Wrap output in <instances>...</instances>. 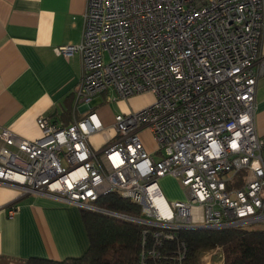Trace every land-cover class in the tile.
I'll list each match as a JSON object with an SVG mask.
<instances>
[{"label": "built area", "instance_id": "2783aa9c", "mask_svg": "<svg viewBox=\"0 0 264 264\" xmlns=\"http://www.w3.org/2000/svg\"><path fill=\"white\" fill-rule=\"evenodd\" d=\"M263 34L264 0H87L81 44L55 51L66 59L81 54L76 109L88 110L70 127L40 116L33 141L0 127V183L117 217L96 204L119 192L142 210L139 219L120 216L144 226L139 264H193L181 229L263 227L254 69ZM110 89L123 100H154L106 127L92 102ZM108 129L114 141L92 146V136ZM146 130L153 154L141 138ZM165 177L187 190L186 201H168ZM168 243L177 246L163 254ZM219 251L202 262L218 255L224 262Z\"/></svg>", "mask_w": 264, "mask_h": 264}, {"label": "crops", "instance_id": "0c3cea01", "mask_svg": "<svg viewBox=\"0 0 264 264\" xmlns=\"http://www.w3.org/2000/svg\"><path fill=\"white\" fill-rule=\"evenodd\" d=\"M86 11L87 0H0L2 129L33 141L41 136L40 116H48L65 127L83 119L88 109H76V92L84 74L83 58L77 53L66 59L55 50L81 44ZM254 69L258 74L256 127L264 138V34ZM114 93L117 94L110 89L102 97L106 104L124 101L125 113L142 109L148 104L145 98H150L146 94L112 100L109 96ZM105 105L96 112L103 124L111 127L120 113L110 115ZM95 139L96 135L92 136V145L99 149L102 144ZM146 145L153 150L148 142ZM166 178L161 179L160 186ZM12 208H18L13 217L9 214ZM89 244L79 207L0 183V264L31 257L56 261L78 258Z\"/></svg>", "mask_w": 264, "mask_h": 264}, {"label": "trees", "instance_id": "16d2710c", "mask_svg": "<svg viewBox=\"0 0 264 264\" xmlns=\"http://www.w3.org/2000/svg\"><path fill=\"white\" fill-rule=\"evenodd\" d=\"M243 174L237 177L241 180ZM96 206L120 216L142 218L141 207L119 192L102 196ZM89 238L82 257L61 261L31 257L22 264H139L141 235L144 226L120 216L81 209ZM155 230V229H153ZM180 239L189 247L188 261L201 264L203 256L220 249L224 264H264V226L220 229H181ZM177 245L168 243L163 254L173 253Z\"/></svg>", "mask_w": 264, "mask_h": 264}, {"label": "rangeland", "instance_id": "374dc122", "mask_svg": "<svg viewBox=\"0 0 264 264\" xmlns=\"http://www.w3.org/2000/svg\"><path fill=\"white\" fill-rule=\"evenodd\" d=\"M142 96H145V95H142ZM109 97L112 100L119 98L118 94H116V93L111 94ZM145 99H146V101H148L147 105H149L154 100V96L152 97V95H150V98H145ZM105 104H106V100L101 95V98H97L92 102L93 110L97 111L99 108H101V106H103ZM107 105L110 108L108 110L110 115L112 114V112L114 114H117V113L126 114L124 112V101H118V102L112 101L109 104H106L105 106H107ZM132 111H136V110H132ZM95 135H96L95 140L98 142V144H102V145H105L107 143H112V141H114V137H115L113 130H110V129H108L104 132L95 134ZM141 138H142L147 150H148L147 145H146L147 142H148L149 146L153 149L152 151L148 150V152L152 153V154L155 153L156 146H155V142H154L152 134L148 130L142 131L141 132ZM90 142H91V140H90ZM91 144H92V142H91ZM92 146H94V145H92ZM153 146H154V148H153ZM154 157L157 160L160 159V155H158V154H155ZM161 191H162L163 195L168 199L169 202H172L173 200L183 202V201H186L188 199L187 190L185 188H183L181 186V184L179 183V181L174 177H167L166 179H164L161 182ZM219 252L221 253V251H219ZM206 256L208 257V254ZM218 256H220V255H218ZM218 256H214L212 258L213 264H224V262H222L218 259ZM7 264H22V263H19L17 261H12V262H8ZM201 264H207V262L201 261Z\"/></svg>", "mask_w": 264, "mask_h": 264}, {"label": "bare ground", "instance_id": "6f19581e", "mask_svg": "<svg viewBox=\"0 0 264 264\" xmlns=\"http://www.w3.org/2000/svg\"><path fill=\"white\" fill-rule=\"evenodd\" d=\"M159 206L161 213L164 214V216H168L169 213L167 209L169 208L165 204L163 205V203H160Z\"/></svg>", "mask_w": 264, "mask_h": 264}, {"label": "water", "instance_id": "95a60500", "mask_svg": "<svg viewBox=\"0 0 264 264\" xmlns=\"http://www.w3.org/2000/svg\"><path fill=\"white\" fill-rule=\"evenodd\" d=\"M197 229H205V228H197Z\"/></svg>", "mask_w": 264, "mask_h": 264}]
</instances>
